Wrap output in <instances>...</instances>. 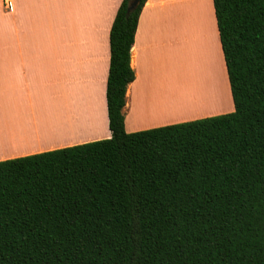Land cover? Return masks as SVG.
Instances as JSON below:
<instances>
[{
  "label": "trees",
  "instance_id": "16d2710c",
  "mask_svg": "<svg viewBox=\"0 0 264 264\" xmlns=\"http://www.w3.org/2000/svg\"><path fill=\"white\" fill-rule=\"evenodd\" d=\"M109 32V139L0 162V264H264V0H212L234 110L124 129L141 0Z\"/></svg>",
  "mask_w": 264,
  "mask_h": 264
},
{
  "label": "crops",
  "instance_id": "0c3cea01",
  "mask_svg": "<svg viewBox=\"0 0 264 264\" xmlns=\"http://www.w3.org/2000/svg\"><path fill=\"white\" fill-rule=\"evenodd\" d=\"M121 2L0 0V162L111 137L109 32ZM130 66L127 133L234 110L212 0H147ZM183 92L199 106L165 111Z\"/></svg>",
  "mask_w": 264,
  "mask_h": 264
},
{
  "label": "rangeland",
  "instance_id": "374dc122",
  "mask_svg": "<svg viewBox=\"0 0 264 264\" xmlns=\"http://www.w3.org/2000/svg\"><path fill=\"white\" fill-rule=\"evenodd\" d=\"M22 48H28L27 44L24 45V47ZM31 48H34L33 45H31ZM223 96V94H222ZM105 97H106V93H105ZM179 100L177 101L176 104H174L173 106H169L167 108V110L165 111H169V113L171 111H175V112H188V110H192V108H196L199 106V95L195 94V93H187V92H183L180 94L179 96ZM182 115V113H180ZM192 116V115H191ZM190 117V116H189ZM91 134L96 133L95 130L92 131L90 130ZM95 137V136H94Z\"/></svg>",
  "mask_w": 264,
  "mask_h": 264
},
{
  "label": "water",
  "instance_id": "95a60500",
  "mask_svg": "<svg viewBox=\"0 0 264 264\" xmlns=\"http://www.w3.org/2000/svg\"><path fill=\"white\" fill-rule=\"evenodd\" d=\"M141 0H130L126 9V16H128L139 4Z\"/></svg>",
  "mask_w": 264,
  "mask_h": 264
}]
</instances>
